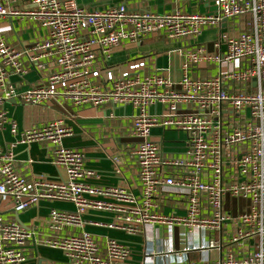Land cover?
I'll list each match as a JSON object with an SVG mask.
<instances>
[{"label":"built area","instance_id":"obj_1","mask_svg":"<svg viewBox=\"0 0 264 264\" xmlns=\"http://www.w3.org/2000/svg\"><path fill=\"white\" fill-rule=\"evenodd\" d=\"M25 1L27 8L0 0V22L27 18L44 35L14 47L0 31V135L7 122L11 133L17 131L2 108L8 100L51 110L53 118L24 130L19 143H47L51 163L64 178L21 173L12 152L15 145L2 152L0 143V201L8 199L15 214L41 202L70 204L72 209L50 207L46 232L0 214V264H23L38 257L40 249L60 251L67 264H124L131 259L127 243L96 237L84 230L88 226L145 241L162 229L167 249L150 253L144 247L145 263L152 255L219 251L223 256L217 260L173 258L164 264H264V0H215L212 13H156L129 9L122 0ZM246 15L251 17L249 32L220 33L223 53L190 47L205 29ZM154 36L180 47L178 80L150 70L143 57L110 64L125 44ZM201 64H213L217 74L190 73ZM29 72L37 74V81L18 92L9 78ZM106 105L134 111L123 136L134 161L138 195L90 184L97 175L86 168L84 151L63 143L72 136L64 123L66 107ZM154 129L182 133L181 152H168L155 142ZM26 163L30 168L29 157ZM115 172L120 174L118 168ZM170 197L181 215L157 209V202ZM92 214L105 218L93 219ZM175 241L183 247L176 250Z\"/></svg>","mask_w":264,"mask_h":264},{"label":"crops","instance_id":"obj_2","mask_svg":"<svg viewBox=\"0 0 264 264\" xmlns=\"http://www.w3.org/2000/svg\"><path fill=\"white\" fill-rule=\"evenodd\" d=\"M79 2H89V0H78ZM215 0H122L129 9L147 8L156 13H168L174 10H181L186 13H212L215 10ZM13 6L27 8L25 0H13ZM233 29L249 32L251 29V17L243 16L235 20L224 21L220 27L207 28L200 36L190 44V47L203 46L210 53L216 51L224 52V44L220 41V33ZM0 31L7 44L19 47L21 44L30 43L36 38L42 37L44 31L38 25L27 18H12L10 21L0 22ZM218 45V46H216ZM178 45L167 43L162 37H150L148 39L127 43L116 51L110 60V64H123L130 59L138 57L145 58L150 70L165 73L172 80H178L181 76L182 56ZM223 70L230 67L223 66ZM198 77H210L217 74L218 70L213 64H201L193 67L190 73ZM38 76L35 72H29L23 78L11 76L9 82L13 84L18 92L27 90L32 83L37 81ZM252 89V85H251ZM9 121H14L17 126L16 133H11L9 122L4 124L0 135L2 152L10 149L14 144L12 152L14 155L17 169L27 175L32 171L37 178L47 180L63 179L64 174L51 163L49 145L47 143H33L29 146L19 143L21 134L24 130L32 126H40L44 122L53 118L51 110L43 107L23 106L18 100H8L2 106ZM64 112L69 115L64 119V123L72 129V136L64 140L66 147L82 149L86 156V168L95 172L97 177L90 181V184L101 187H120L130 190L138 195V181L134 161L126 152V139L124 131L130 125L134 111L131 107L106 105L99 108L66 107ZM64 112H61L64 114ZM58 116V115H56ZM152 139L163 146L171 153L178 154L183 147L184 135L179 132H166L165 134L158 129L152 130ZM32 161L30 168L27 166V158ZM116 159V161L114 160ZM118 168L119 173L115 172ZM170 197L163 202H157V209L164 214L182 212L173 203ZM50 207L57 209L71 210L70 204L41 202L38 206L15 214L11 209V202L8 199L0 201V214L3 218L14 219L24 227H33L37 231L46 232L44 220L48 215ZM174 207V208H173ZM93 219L105 218L101 214H92ZM85 231L97 236L105 235L127 243L132 256L124 264H164L173 258L198 261L201 259L217 260L223 256L219 251H212L208 254L200 252H189L187 254L177 253L178 255L162 257L152 255L147 262H144L143 248L148 252H160L166 248V240L162 229H157L149 233V238L145 241L140 237H129L116 231H107L95 227H86ZM218 234H215V236ZM218 237V236H217ZM183 247L175 241V249ZM39 256L31 257L23 264H67L64 255L57 250L40 249Z\"/></svg>","mask_w":264,"mask_h":264},{"label":"rangeland","instance_id":"obj_3","mask_svg":"<svg viewBox=\"0 0 264 264\" xmlns=\"http://www.w3.org/2000/svg\"><path fill=\"white\" fill-rule=\"evenodd\" d=\"M183 141H184V139H183Z\"/></svg>","mask_w":264,"mask_h":264},{"label":"water","instance_id":"obj_4","mask_svg":"<svg viewBox=\"0 0 264 264\" xmlns=\"http://www.w3.org/2000/svg\"><path fill=\"white\" fill-rule=\"evenodd\" d=\"M215 10V9H214Z\"/></svg>","mask_w":264,"mask_h":264}]
</instances>
